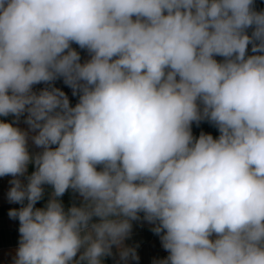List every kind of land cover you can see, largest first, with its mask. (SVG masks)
I'll return each instance as SVG.
<instances>
[{"label": "clouds", "instance_id": "9594fccd", "mask_svg": "<svg viewBox=\"0 0 264 264\" xmlns=\"http://www.w3.org/2000/svg\"><path fill=\"white\" fill-rule=\"evenodd\" d=\"M72 43L91 58L81 63ZM61 77L74 107L52 86ZM25 113L43 149L34 155L14 126ZM10 114L0 177H13L7 198L22 205L8 213L19 220L14 264H102L113 245L138 260L124 241L140 213L169 253L158 264H264V11L254 0H0V116ZM205 119L218 138L193 137ZM45 184L52 197L37 208ZM68 189L83 203L66 212L57 198Z\"/></svg>", "mask_w": 264, "mask_h": 264}, {"label": "crops", "instance_id": "0c3cea01", "mask_svg": "<svg viewBox=\"0 0 264 264\" xmlns=\"http://www.w3.org/2000/svg\"><path fill=\"white\" fill-rule=\"evenodd\" d=\"M71 47L80 54L81 63H84L91 58L87 50L81 49L77 44L72 43ZM247 53L248 55L255 54L251 51V45H249ZM214 58L218 62L223 60V57L220 56H215ZM53 83L55 88H58L63 92H68L70 90V106L74 107L79 102V95H73V90L64 83L62 77L53 81ZM26 115L27 113L21 116L19 122L15 123L14 126L19 127L24 131H29L28 125L24 123ZM14 119L15 117L11 114L7 117L0 116V121L3 122L12 123ZM191 132L194 138H198L202 132L212 135L214 139L218 138L220 135L218 128L206 119L200 121L198 124L193 122L191 125ZM35 134V132L29 131L28 150L29 153L33 155L43 150L42 148L35 146L32 142L30 137ZM52 147L55 148L56 145H53ZM35 170V165L33 163H29L27 173L24 177H20L21 181L26 184V177L31 175ZM97 170H100L99 166ZM12 179L13 177L10 175L0 177V264H14L15 253L19 246L20 239V233L18 231L19 220L11 219L8 215L10 209H19L22 207L19 203H10L7 198V193L12 187L10 184ZM42 187L44 189V193L42 199L35 205L37 208H44L53 193V187L51 185L45 184ZM57 199L62 203L66 212L73 205L79 207L83 203V197H81L79 193L74 192L72 189H68L63 196L58 197ZM26 203L27 201H25V205ZM139 215L141 218L139 220L132 221L131 234L124 241V245L126 247L135 248L139 259L133 260L129 258L126 261L121 260L117 247L113 245L112 255L103 257L102 264H158L159 261L168 257L169 253L163 248L160 235H157L152 231L155 225L144 220L143 213H140ZM98 221V217H93V222ZM78 257L79 253L77 255V258Z\"/></svg>", "mask_w": 264, "mask_h": 264}, {"label": "built area", "instance_id": "2783aa9c", "mask_svg": "<svg viewBox=\"0 0 264 264\" xmlns=\"http://www.w3.org/2000/svg\"><path fill=\"white\" fill-rule=\"evenodd\" d=\"M52 86H54V83L53 82H52ZM46 87H48V85L42 82V83L33 85V91L39 93L40 90H42V89H44ZM64 93L67 95L68 99L71 98L70 90L68 92H64Z\"/></svg>", "mask_w": 264, "mask_h": 264}, {"label": "trees", "instance_id": "16d2710c", "mask_svg": "<svg viewBox=\"0 0 264 264\" xmlns=\"http://www.w3.org/2000/svg\"><path fill=\"white\" fill-rule=\"evenodd\" d=\"M254 9L256 11H264V0H254ZM248 34H251L252 29H248Z\"/></svg>", "mask_w": 264, "mask_h": 264}]
</instances>
